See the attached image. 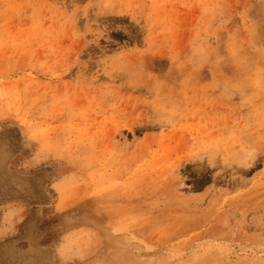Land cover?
<instances>
[{
	"label": "rangeland",
	"instance_id": "374dc122",
	"mask_svg": "<svg viewBox=\"0 0 264 264\" xmlns=\"http://www.w3.org/2000/svg\"><path fill=\"white\" fill-rule=\"evenodd\" d=\"M0 264H264V0H0Z\"/></svg>",
	"mask_w": 264,
	"mask_h": 264
}]
</instances>
